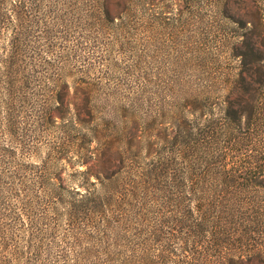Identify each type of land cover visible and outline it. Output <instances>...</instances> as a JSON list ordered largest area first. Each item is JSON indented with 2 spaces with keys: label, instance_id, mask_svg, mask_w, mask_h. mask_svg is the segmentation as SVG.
Wrapping results in <instances>:
<instances>
[{
  "label": "rangeland",
  "instance_id": "obj_1",
  "mask_svg": "<svg viewBox=\"0 0 264 264\" xmlns=\"http://www.w3.org/2000/svg\"><path fill=\"white\" fill-rule=\"evenodd\" d=\"M79 11L68 0L54 6L44 1L24 24L27 37L17 60L32 88L13 101L0 91V181H21L25 188L45 179L71 189L83 169L77 144L86 141L92 149L96 138L103 144L107 137L116 162L137 177L145 174L142 168L161 164L169 175L168 169L183 167L172 136L189 128L195 116L217 114L231 101L237 80L243 140L237 151L223 152L226 165L237 170L249 156L264 155L263 4L231 0L219 14L210 0H124L119 12L127 17L114 24L87 20ZM15 27L10 23L8 29ZM10 38L2 28L0 62ZM250 39L261 44L260 52L249 53ZM62 86L69 92L64 106L52 99ZM57 106L64 107L63 118L49 116ZM77 118L84 122L80 127ZM150 177L163 178L155 171ZM206 180L241 185L255 178ZM16 193L27 196L22 207ZM130 200L73 223L78 215H68L67 197L45 194L36 185L27 193L0 188V261L179 264L176 245L160 260L155 244L180 230L172 219L180 205L155 191ZM239 243L237 257L244 261L248 252H260L264 264V246Z\"/></svg>",
  "mask_w": 264,
  "mask_h": 264
},
{
  "label": "trees",
  "instance_id": "obj_2",
  "mask_svg": "<svg viewBox=\"0 0 264 264\" xmlns=\"http://www.w3.org/2000/svg\"><path fill=\"white\" fill-rule=\"evenodd\" d=\"M44 1L54 6L62 0H0V32L4 28L10 31L11 35L9 43L3 49L0 62V91H3L7 101L17 99V94L22 90L32 88L29 83L30 76L20 69L18 64L20 59L17 58L24 51L23 41L27 37L24 24ZM68 1L75 10L78 7L87 20L108 21L114 24L116 20L122 19L121 15H124L119 12L124 0ZM186 1L191 2V0ZM229 1L231 0H210V3L215 12L220 14L223 6L228 5ZM254 1L264 5V0ZM181 2L183 0H179V3ZM5 5L10 7L6 9ZM10 23H15L16 27L8 29ZM248 39L246 38V41ZM248 43L250 54L261 51L260 43L251 39ZM238 81L230 88L227 99L232 97L231 101H225L216 116L214 114L195 116L191 119L192 125L189 128L180 127L172 136L170 144L177 147L183 166L177 164L173 169L174 172L168 169L169 175L172 171V176L165 172L167 170L161 167V164L154 166L158 167L155 169L142 168L145 174L137 177L131 167L120 166L123 161L116 162L111 149L113 139L107 137L103 144L99 138H96L97 146L92 149L91 144L86 141L77 144L79 153L77 165L83 169L77 170L79 178L73 182L75 186L71 189L61 182L51 184L45 179L33 182L25 188L21 181L1 180L0 188L1 190L5 188V191L16 190L27 193L33 185H36L45 194L57 195L59 198L67 197L68 201L64 204L68 215L71 216L73 212L78 215L74 222L70 219L71 224L84 220L85 217L93 219L91 214L94 213L98 216L102 215L110 206L108 204L111 206L127 204L130 199L155 191L180 205V210L172 216L175 226L177 225L180 230L168 232L167 242L156 240L155 246L159 247L156 259L169 258L173 253L171 247L174 244L181 253L177 257L179 264H262L260 252H248L243 261L241 257L236 256L235 251L238 241L241 242L239 244L250 242L255 246H264V155L249 156L247 162L235 170L226 165L227 158L223 153L228 150L235 152L242 146L243 139L238 134L241 122ZM68 93V87L62 86L58 91L52 92V99L57 105L64 106ZM6 103L9 116L13 118L14 112L10 102ZM63 106H57L49 116L63 118L60 116ZM77 121L79 127L84 124L82 119L77 118ZM92 141L94 139L90 140ZM129 149H131L130 142L125 154L130 153ZM153 171L163 178H151ZM206 178H255V181L241 185L236 184L235 180L216 184L209 183ZM20 195L16 193V196ZM20 197L17 198L22 207V201L27 199V196ZM90 212L92 213L89 214ZM104 223L110 224L108 220ZM158 233L163 235L162 230H158ZM2 262L0 261V264ZM123 263L127 262L122 261L120 264ZM3 264H19V262L9 260Z\"/></svg>",
  "mask_w": 264,
  "mask_h": 264
}]
</instances>
